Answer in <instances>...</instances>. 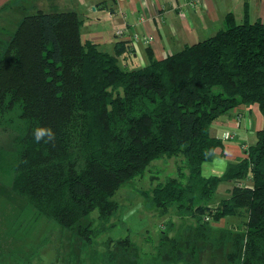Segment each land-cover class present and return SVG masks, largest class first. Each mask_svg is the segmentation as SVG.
<instances>
[{"label": "trees", "instance_id": "1", "mask_svg": "<svg viewBox=\"0 0 264 264\" xmlns=\"http://www.w3.org/2000/svg\"><path fill=\"white\" fill-rule=\"evenodd\" d=\"M81 23L75 11L37 9L0 36V106H19L31 122L19 140L10 190L90 244L116 225L105 224L120 208L112 199L120 186L151 161L182 155L176 176L141 193L160 215L188 219L186 232L169 236L167 219L153 258L141 259L163 264L186 256L178 252L182 243L220 242L231 264H264V23H236L229 13L223 28L178 51L155 58L148 48V62L138 68L118 62L119 45L110 53L83 39ZM241 105L256 106L261 116L255 142L221 175H202V164L223 145L213 122ZM40 126L54 131V143L35 142ZM223 181L234 185L211 204ZM94 210L100 228L76 227ZM228 216L243 218L234 235L212 225ZM130 235L101 241L104 264L133 256Z\"/></svg>", "mask_w": 264, "mask_h": 264}, {"label": "crops", "instance_id": "2", "mask_svg": "<svg viewBox=\"0 0 264 264\" xmlns=\"http://www.w3.org/2000/svg\"><path fill=\"white\" fill-rule=\"evenodd\" d=\"M39 1L41 0H0L1 30L4 28L13 31L23 16L32 13L30 10L45 11L39 6ZM77 5L79 7H76ZM71 6L73 8L55 11H75L82 19L80 28L82 38L93 40L103 50L115 53L116 44L119 45L122 51L117 55V60L127 68H138L135 67L138 64L145 65L148 62V48L155 58H160L213 35L225 26V18L229 13L233 15L236 23L245 21L264 23V0H73ZM117 30H121L122 33L116 34ZM238 108V112L222 115L213 122L211 131L217 137L225 131L231 132L233 136L223 139V145L215 149L213 158L202 164V175L206 177L221 175L228 163L244 157V149L255 142L256 132L262 125L261 116L254 105H241ZM224 182L230 184H222ZM233 185L232 181H223L218 184L217 189L221 187L222 193L228 196ZM172 215H160L167 216L164 222L167 219L173 222L167 228L169 236L179 233L178 230L173 231L174 227L178 229L182 221L186 223L189 221L176 215L180 220L179 225L175 226ZM226 218L221 220L224 222ZM242 219L240 218V223ZM66 233L67 240L64 241V245L62 246L60 241L55 250L60 256L56 264L97 262H94L96 257L94 259L91 256L82 257L84 246L87 244L73 233ZM155 237L157 241H152L148 235L145 236L144 245L133 240L136 244L132 250L133 256L120 258L117 256L115 264H153L142 260L141 256L145 254L148 259L153 258L154 248L159 241L158 234ZM149 240L151 244L149 247L145 246L149 244ZM99 245L103 248L101 243ZM216 248L219 247L182 243L178 246V252L186 256L179 257L178 260L165 259L163 264H231L224 256V247H221V250ZM63 253L67 255L64 259ZM25 262L22 259V262L12 264ZM0 264H7L3 257L0 258ZM26 264L42 263L31 261ZM98 264L104 263L98 261Z\"/></svg>", "mask_w": 264, "mask_h": 264}, {"label": "rangeland", "instance_id": "3", "mask_svg": "<svg viewBox=\"0 0 264 264\" xmlns=\"http://www.w3.org/2000/svg\"><path fill=\"white\" fill-rule=\"evenodd\" d=\"M72 1L41 0L39 1V6L45 11L64 10L70 7L73 8L71 6ZM53 3L55 6L52 5ZM76 7L79 6L77 5ZM30 12L33 11L30 10ZM4 32H9V30L4 28L1 30L0 27V36ZM141 65L138 64L135 67H140ZM29 126H31V122L22 117L19 106L15 105L11 109L5 105L0 106V258L3 257L7 264L22 262V259L26 261L25 264L31 261H38L42 264H56L57 258L60 256H58L59 252L55 250L60 245V241L62 242V246L64 245V241L67 240L66 232L70 231L63 229L58 223L36 213L31 204L10 190L11 180L20 151L19 140L26 134ZM223 136L224 134L222 133L220 138L225 139ZM182 163V155L153 160L141 176H137L131 182L120 186L112 197V199L119 202L120 208L116 216H113L105 224L107 226L114 221L116 225L113 228L101 230V233L92 239V243L84 246L82 257L91 256L92 259L96 257L94 262H97L94 264H98V261H103L104 249L101 248L99 243L107 236L118 237L123 236L126 232H130L132 239L140 245H144V238L147 235L152 241H157L154 238H157L155 236L158 234L159 228L163 227V220L167 216H160L155 209L151 208V210L144 203L140 191L152 187L168 176H176L178 171L177 166ZM222 184L230 183L224 182ZM225 196L222 193L221 187H219L210 199V203L215 204ZM172 218H174L175 226H178L180 218L175 214L172 215ZM227 218L224 222L219 220L213 222L212 225L232 229L233 235L236 234L237 230L242 229L240 218L235 216L228 220ZM88 223L91 224L92 228H100L101 224L97 218V210L82 217L76 223V227ZM184 228L182 224L178 229L174 227L173 231L178 230V232L183 233L186 232ZM216 233L213 230L212 236L217 237L219 233ZM150 244L151 241L149 240V244L145 246L149 247ZM222 245L219 242V248L216 249L221 250ZM230 248L231 242L229 241L226 245L227 251ZM60 250H62V247ZM62 257L64 259L67 255L63 253ZM83 264H88V262H83Z\"/></svg>", "mask_w": 264, "mask_h": 264}, {"label": "clouds", "instance_id": "4", "mask_svg": "<svg viewBox=\"0 0 264 264\" xmlns=\"http://www.w3.org/2000/svg\"><path fill=\"white\" fill-rule=\"evenodd\" d=\"M33 138L35 142L40 143H54L56 139V135L54 131L50 127H36L33 129Z\"/></svg>", "mask_w": 264, "mask_h": 264}, {"label": "built area", "instance_id": "5", "mask_svg": "<svg viewBox=\"0 0 264 264\" xmlns=\"http://www.w3.org/2000/svg\"><path fill=\"white\" fill-rule=\"evenodd\" d=\"M122 33V31L121 30H117L116 31V34H121ZM223 134H224V138H228V137H231V136H233V134L232 133H230V132H228V131H226V132H223Z\"/></svg>", "mask_w": 264, "mask_h": 264}]
</instances>
